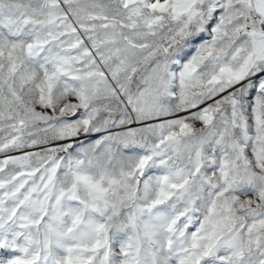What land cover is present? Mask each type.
<instances>
[{
    "label": "snow or ice",
    "instance_id": "1",
    "mask_svg": "<svg viewBox=\"0 0 264 264\" xmlns=\"http://www.w3.org/2000/svg\"><path fill=\"white\" fill-rule=\"evenodd\" d=\"M0 264H264V0H0Z\"/></svg>",
    "mask_w": 264,
    "mask_h": 264
}]
</instances>
